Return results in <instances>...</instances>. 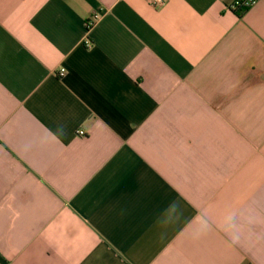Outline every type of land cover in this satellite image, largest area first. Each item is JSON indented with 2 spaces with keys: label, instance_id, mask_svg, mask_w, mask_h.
Returning <instances> with one entry per match:
<instances>
[{
  "label": "crops",
  "instance_id": "obj_1",
  "mask_svg": "<svg viewBox=\"0 0 264 264\" xmlns=\"http://www.w3.org/2000/svg\"><path fill=\"white\" fill-rule=\"evenodd\" d=\"M231 1L0 0V264H264V0Z\"/></svg>",
  "mask_w": 264,
  "mask_h": 264
},
{
  "label": "built area",
  "instance_id": "obj_2",
  "mask_svg": "<svg viewBox=\"0 0 264 264\" xmlns=\"http://www.w3.org/2000/svg\"><path fill=\"white\" fill-rule=\"evenodd\" d=\"M257 0H232L230 3V8L236 9L238 7H251L256 3ZM148 4L153 8H159L162 7L165 3V0H147ZM101 17V11L94 12L86 21V28L89 31L92 29V27L96 24V22ZM85 43L88 47L92 45V42L90 39L86 38ZM66 73V70L64 68H61L59 70V76L63 77ZM84 131L80 130L78 131V135H83Z\"/></svg>",
  "mask_w": 264,
  "mask_h": 264
},
{
  "label": "trees",
  "instance_id": "obj_3",
  "mask_svg": "<svg viewBox=\"0 0 264 264\" xmlns=\"http://www.w3.org/2000/svg\"><path fill=\"white\" fill-rule=\"evenodd\" d=\"M250 9V7H238L236 9H233L234 12L238 14L239 17H243L244 14Z\"/></svg>",
  "mask_w": 264,
  "mask_h": 264
},
{
  "label": "clouds",
  "instance_id": "obj_4",
  "mask_svg": "<svg viewBox=\"0 0 264 264\" xmlns=\"http://www.w3.org/2000/svg\"><path fill=\"white\" fill-rule=\"evenodd\" d=\"M198 238V237H197Z\"/></svg>",
  "mask_w": 264,
  "mask_h": 264
}]
</instances>
